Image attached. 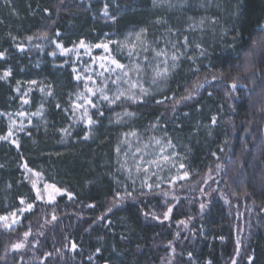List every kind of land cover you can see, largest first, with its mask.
I'll return each mask as SVG.
<instances>
[{
    "label": "trees",
    "instance_id": "obj_1",
    "mask_svg": "<svg viewBox=\"0 0 264 264\" xmlns=\"http://www.w3.org/2000/svg\"><path fill=\"white\" fill-rule=\"evenodd\" d=\"M115 1L121 9L114 24L116 32L143 24L150 10L148 0ZM220 3L229 14L226 23L231 42L223 48L218 46L220 42L215 44L207 54L211 66L201 67L179 83L174 98L163 103L124 101L106 109L107 115L128 111L140 120L176 126L192 151L202 150V156L192 161L196 173L191 182L219 165L217 190L208 209L202 214L199 202L186 198L164 221L166 203L156 191L135 194L113 207L118 193L99 171L102 155L110 153L113 133L100 120L97 140L81 142L79 134L77 142L61 144L59 136L53 137L54 129L64 126L66 120L60 109L50 107L45 128L30 132L18 149L0 144V214L18 209L21 198L34 197L19 169L22 161L56 176L74 197L60 196L52 205L34 202L18 226L7 230L0 225V264H232L233 260L248 264V255L254 256L255 264H264V0ZM109 27L101 19L93 21L88 5L79 0H0V52H6L0 71L11 70L9 82L0 81V112L14 104L12 86L16 80L43 77L54 84L58 95L73 86L70 74L53 69L46 56L40 66H34L27 55L17 54L12 49L13 36L47 42L58 32L69 45L83 37L97 41L112 31ZM44 33L46 37H42ZM32 53L39 56L35 48ZM205 77L208 83L195 97L176 103L186 95L185 88ZM233 79L237 81L235 90L229 87ZM208 100L220 106L216 115L219 129L210 141L188 128L195 110ZM6 130L0 118V136ZM214 143L219 148L212 155L207 147ZM102 214H106L104 219L97 220ZM183 220L189 222L187 232L179 225ZM43 222L49 224L34 248L23 253L11 251L25 232H39ZM242 222L237 252L236 236ZM117 223L126 225L129 234L113 232ZM72 242L78 245L75 251L69 250ZM97 247L101 253L89 261Z\"/></svg>",
    "mask_w": 264,
    "mask_h": 264
},
{
    "label": "rangeland",
    "instance_id": "obj_2",
    "mask_svg": "<svg viewBox=\"0 0 264 264\" xmlns=\"http://www.w3.org/2000/svg\"><path fill=\"white\" fill-rule=\"evenodd\" d=\"M79 1L85 2L88 5V15L91 16L93 21L101 19L103 23L110 25L109 28L112 31L105 33V35L98 38L97 41L93 38L83 37L72 41L69 45L64 44L62 39L63 36L60 37V33L57 35L58 32H56L53 39L47 42H36L33 39L29 41L27 38L12 40V49L15 50L17 54L27 55L28 60L34 66H40L41 63L46 60V56L53 69L62 72L67 71L70 74L73 86L69 90H66L63 94L59 93L58 95L55 92L54 84H52L50 80L43 77L30 80L36 81L35 84L29 83L30 81L16 80L12 86L13 99L15 100L14 104H12L11 109L0 112V118H2L6 123L7 128L6 132L1 136L7 135L9 128L11 127L12 132L14 133L11 139L18 140L20 146L22 139L24 137H29L30 132L39 131L45 128L47 125V110L50 107L57 110V104L61 105L59 109L66 120L64 126L59 127L58 125V127L56 126L54 129L53 137L55 139L56 135L59 136V142H61V144L63 143L67 145L70 141L73 143L77 142V136H79V134H82L80 137L81 142H91L93 140H97L99 121L102 120V122L106 124L105 129H109L108 132H112L113 135L110 153L108 155V152H106L102 155L99 171L112 183L119 196L123 198L121 200L128 198V196H126V192L132 193L133 196L135 194L156 191L162 195L164 203H166L165 211H167L169 207L173 210L180 200L191 197L199 202V210L200 213L203 214L208 209L211 199L216 194L219 168L216 167L213 171H209L204 176L199 177L196 181L191 182V176L196 173L192 161L194 158H200L202 150L198 151V153L192 151L190 147L184 143L183 137L176 126L169 127L166 123L160 120H140L135 114L131 117L124 116L119 123H116V115L124 112H114L112 115H107L106 109L111 106H107L106 104L100 105V110L103 111V116H99L96 109H90V115H92L93 119L98 120V123L93 126L91 137L87 140L83 139L85 132L88 131V128L83 121H77L75 117L72 116L70 104L71 101L75 100L76 93L84 90L85 81H77L74 79V76L76 73H79L82 76L90 74L99 82L101 78L96 76V72H100L102 69L99 67L100 62L97 60L96 63H93V59L105 56L107 53H105L102 48L92 47L90 54H86L85 49L83 48L69 51L66 54H61V51L56 47V44L59 43L67 49H74L75 45L79 44L82 39L88 45L107 42L109 40L123 42L126 38L131 39L128 37L129 33H135L139 31L140 28L146 27L148 29V40L153 42V47H156L157 49H165L168 52L169 57L174 51L177 55H180V60L177 62L178 67L172 72L167 80H161L157 85L152 84V72L148 67H146L145 71L141 74V83L143 84V87L148 89L150 92V95L144 98L145 101L151 100L156 103L157 100L165 101L166 97L168 98L166 100L174 98L177 85L179 83L183 84L189 80L191 75L194 73L192 69H201L203 66H211L207 54L209 55V53L212 52L211 50L216 46L215 44L220 42L221 44H218V46L223 48V45L226 42H231L230 27H228L229 25L226 23V20L228 19L227 15L229 14L225 11L223 5L220 3V0H172V3L175 5L173 8H154L152 6V0H148L147 2L150 5V10L147 18L142 22L143 24L139 26H132L124 32L119 33L116 32L117 28L114 24L118 20V15L120 14L119 11H121V9L119 5L116 4L115 0ZM234 2H237V0H234ZM105 4H108L109 6V17H105L103 15V8ZM201 5H203V7H201ZM234 8L235 7L233 6L232 15L235 13ZM112 16L116 17L115 21L110 19ZM157 17L166 20L168 23L166 25L154 24L153 22L157 19ZM189 17L192 19H189ZM202 18H205V23L200 25L199 21ZM212 18H216L217 23H211ZM168 27L173 28L176 34L172 35L168 33L166 31V28ZM262 27H264V23ZM225 31H227V35L223 34ZM184 36H187L189 40V45L186 49L182 43ZM158 37L160 40L157 43L156 41ZM174 41L180 42L178 44V50L173 49L171 46V42ZM197 43H199L204 50V55H201L200 50L195 47ZM18 45H23V51L17 47ZM109 47L112 50L113 55H115L121 63H130L126 54H121L118 45L110 44ZM34 48L39 51V56L32 53ZM4 53L5 56L0 58V60H3L6 57V52ZM181 53L183 54L181 55ZM144 55H148L149 60L152 61L153 64L156 63V61L153 60V53L151 51L148 53H143L141 51L138 59L143 61ZM188 57H192V59L190 60ZM160 59L163 60V57ZM171 63L172 61L169 59V66H171ZM73 68L76 69V73L73 72ZM85 68H89L92 71L85 73ZM5 70L0 71V75H2ZM107 75L108 74L105 73V76ZM131 78L133 80L136 79L135 73L132 74ZM9 79L10 76L5 80L0 81L9 82ZM112 79H115V76H112ZM18 81L19 84L17 83ZM48 85H52V96L47 95ZM89 86L91 87L92 85L89 84ZM108 87L112 91H115V87L110 83ZM122 87H127V85H122ZM17 89H19V91H17ZM41 89H45V91L42 92ZM25 93H27V95H25ZM25 99L29 101L27 104L23 102ZM41 104H43L42 115H31L32 113L37 112ZM215 105L216 104L213 100H208L195 110L194 118H192L188 127L191 129L192 134H202L208 141L215 139V132L218 131L219 127L217 121L214 125L211 121L212 117L216 116L220 110V106ZM65 109H68V111L65 112ZM19 112H24L26 115L24 117H20L17 115ZM77 115H79V113H77ZM29 119L31 120V123H29ZM13 121H15V123H12ZM153 125H156V127H153ZM64 128H67L71 135L63 136L60 129ZM133 132H135L136 135H124L126 133ZM153 137L161 139L164 142V147L166 149L164 154L170 157V161L168 163L161 162L159 167L147 165V161L155 159L160 153V147L156 146L154 143H152L149 148L145 149L143 154L136 153V149L138 147L143 148L144 144H149ZM169 139L174 145L173 148H167V141ZM0 144L18 149L16 145L10 142V140H0ZM129 145H131V147H129ZM216 146L217 145L214 143L212 147H207L208 149L206 147L205 148L208 153L210 152L213 155V153H216L215 151L217 148H219ZM117 147L120 149L119 153L116 151ZM133 153H136L135 157H133ZM173 153H176V155H173ZM141 155H143L144 166H148L150 168L148 173L143 171V167L139 173L136 171V164L140 160ZM125 161V169H121L120 164L125 163ZM24 164H27L26 161H22L19 169L22 171L23 179L29 183L32 189V194L34 196L32 199L33 201L29 198H21L25 200V204H21L20 199V207L18 209L8 211L6 214H0V216L8 217L6 222L0 221V225L7 230L18 226L23 216L32 210H25L23 212L19 211L20 209H26L28 203L33 205L34 202L52 205L60 196H66L68 199H71L68 195V193L71 192L67 187L59 184L56 176L49 174L46 175L44 171L47 170L43 171L38 168H30L28 165V168L33 171L27 172L23 167ZM181 164L184 165L183 168L180 167ZM128 170L131 172V178H129ZM185 172L189 175L187 178L181 179L180 177H182ZM33 173H40V175L35 176ZM153 173H155V175H153ZM144 180H147V182L152 185L151 189L142 184V181ZM32 181H36L35 189L32 187ZM117 181L119 182L117 183ZM133 181H135V183H133ZM45 185H55L62 191L60 194L55 195V199L49 200L48 192L50 189L45 190ZM156 185H159V187ZM37 190L42 193V198L39 200L37 199ZM73 197L74 195L72 194V198ZM201 205L204 207L201 208ZM12 213H15L16 215L13 216L11 215ZM171 213L172 211L169 213L167 220H169ZM239 218L241 217L239 216ZM13 220H15V223H13ZM163 220L166 221L165 219ZM5 224L10 226L6 227ZM48 224L49 222H43L42 228L39 232L29 233L27 237L23 236L22 240L18 243H23L24 246L20 249H13L12 247L11 251L23 253L28 248H34L37 245L38 238L43 235V231ZM119 225L121 227H119ZM179 225L182 226L184 231H188V221L183 220V223L180 222ZM242 226L243 222L239 231L237 230V248L238 246L240 247V241L243 233ZM112 229L113 232L120 236L125 234L127 235L130 232L128 231V227H126L123 223L115 224Z\"/></svg>",
    "mask_w": 264,
    "mask_h": 264
},
{
    "label": "snow or ice",
    "instance_id": "obj_3",
    "mask_svg": "<svg viewBox=\"0 0 264 264\" xmlns=\"http://www.w3.org/2000/svg\"><path fill=\"white\" fill-rule=\"evenodd\" d=\"M5 2L9 3L10 0H5ZM152 6L154 8L156 7H161V8L162 7H168V8L175 7V5L172 3V0H152ZM108 7H109L108 4H105L103 8V15L105 17H109ZM201 7H203V5H201ZM45 11H47V9H45ZM110 19L115 21L116 17L112 16L110 17ZM189 19H192V18L189 17ZM153 23L157 25H166L168 22L160 17H157V19ZM204 23H205V18H202L199 21V24L203 25ZM211 23L213 24L217 23L216 18H212ZM166 31L172 35L176 34L174 29L171 27L166 28ZM223 34L227 35V31H225ZM46 35L47 34L44 33L42 34V37H46ZM57 35H59V33H57ZM128 37H130L131 39L126 38V40L123 42L109 40L107 42H101V43H97L94 45H88L82 39L80 40L79 44L75 45L74 49H67V48H64L59 43L56 44V47L60 49L61 54H66L69 51H73V50L80 49V48L85 49L86 54H90L92 47L102 48L104 52L107 53V55L105 56L96 57L93 59V63H96L97 60L100 62L99 67L100 69H102V71L96 72V76L101 78L99 82L96 79H94L93 76L90 74L82 76L79 73H76V69L73 68V72L76 73V75L74 76V79H76L77 81H81V80L85 81L84 90L76 93L75 100L71 101V104H70L72 116L75 117L77 121H83L88 128V131L85 132L84 137H83V139L85 140L91 137L92 128L94 125L98 123V120L93 119L92 115H90V109H96L99 116H103V111L100 110L101 104L112 106V105H116L118 102H124V101H131L132 103L145 102L144 98L150 95L149 90L144 88L143 84L141 83V74L145 71V68L148 67L151 70L152 72L151 82L153 85H157L159 81L167 80L172 74V72L178 67L177 62L180 60V55H177L176 52L174 51L169 57L168 52L165 49L163 48L157 49L156 47H153L152 46L153 42H150L148 40V29L146 27L140 28V30L135 33H129ZM12 39L15 40L16 37L13 36ZM27 39L31 41L33 37L28 36ZM233 39L235 40L236 37H233ZM159 40L160 38L158 37L156 42L158 43ZM179 43H180L179 41L171 42L172 48L178 50ZM182 43L186 49L189 45V40L187 36H184ZM110 44L118 45L121 51V54H126V56L129 58L130 63L129 64L121 63V61L118 58H116L115 55H113L112 50L109 47ZM17 47L21 51H23V45H18ZM195 47L200 50L201 55H204V50L202 49L199 43H197ZM141 51L143 53H148L149 51H151L153 53V60H155L156 63L153 64L152 61L149 60L148 55H144L143 61H140L138 57ZM182 54L183 53H181V55ZM4 56H5V53L0 52V58H3ZM161 57H163V60L160 59ZM169 59L172 61L171 66H169ZM188 59L191 60L192 57H188ZM84 71L85 73H89L92 70L89 68H85ZM192 71L198 72L199 69L198 68L192 69ZM245 71H248V69H245ZM105 73H107L108 75L105 76ZM133 73H135L136 75L135 80L131 78ZM10 75H11V70L10 69L5 70L3 74L0 75V80H5ZM112 76H115V79H112ZM213 79L215 80L216 77H213ZM207 82L208 81L206 77L203 82H200L199 80L193 82L190 88H185L186 95L181 96L180 100H177L176 103L179 104L181 101H187L195 97L199 93V90L203 88L205 83ZM17 83L19 84V81ZM29 83L35 84L36 81H30ZM109 83L115 87V91H112L108 87ZM89 84H91L92 86L90 87ZM122 85H127V87H122ZM229 87L233 90L237 88L236 79H233ZM17 91H19V89H17ZM41 91L43 92L45 91V89H41ZM25 95H27V93H25ZM47 95L48 96L53 95L52 85L47 86ZM209 95H211V93H209ZM166 99L168 98L166 97L165 100ZM23 102L27 104L29 101L25 99L23 100ZM163 102L164 101H161V100L156 101L157 104H160ZM56 107L59 109L61 105L57 104ZM173 110H175V105H173ZM67 111L68 109H65V112ZM42 112H43V104H41L37 112L32 113L31 115L41 116ZM77 113H79V115H77ZM17 115H19L20 117H24L26 114L24 112H19L17 113ZM133 115L134 113H131L128 111H125L122 114H117L115 122L119 123L124 116L131 117ZM216 121H217L216 116H213L212 121H211L212 124L214 125ZM12 123H15V121H13ZM29 123H31L30 119H29ZM153 127H156V125H153ZM21 130H22V127H21ZM60 132L63 134V136L71 135V133L69 132L67 128L60 129ZM13 135L14 133L12 132V129L10 127L8 134L4 136H0V140H6V141L10 140L12 144L16 145L17 148H19L18 140L11 139ZM124 135L134 136L136 134L135 132H133V133H126ZM122 142H126V141H122ZM152 143L160 147V153L156 156L155 159L147 161V165L159 167L161 162L168 163L170 161V157L164 154L166 151L164 147V142L161 139H157L155 137L152 138L149 144H144L143 148L138 147L136 149V153L143 154L144 150L149 148ZM129 147H131V145H129ZM173 147L174 145L172 144V141L169 139L167 141V148H173ZM116 151L119 153L120 151L119 147H117ZM136 153L132 154L133 157H135ZM173 155H176V153H173ZM213 155H215V153H213ZM125 164H126V161L125 163H121L120 168L125 169ZM23 167L26 169L27 172L33 171L32 169L28 168L27 164H24ZM142 167L145 173H148L150 171V168L148 166H144L143 155H141L140 160L136 164L137 173L140 172ZM180 167L183 168L184 165L181 164ZM217 167L219 168V165H217ZM128 171H129V178H131V172L130 170ZM33 175L39 176L40 173H33ZM153 175H155V173H153ZM188 175L189 174L185 172L184 175L180 178L181 179L187 178ZM118 182L119 181H117V183ZM133 183H135V181H133ZM142 184L148 187L149 189L152 188V185L149 184L147 180L142 181ZM156 186L159 187V185H156ZM32 187L34 189L36 188V181H32ZM49 189H50V191L48 192L49 200L55 199V195L60 194L62 191L60 188H57L55 185H45V190H49ZM68 195L70 198H72L71 193H68ZM126 196L131 197L132 193L126 192ZM41 198H42V193H40V191L37 190V199L39 200ZM121 199L123 198L120 197L119 194H117V197L113 200L112 206L114 207L117 203L120 202ZM20 202L21 204H25L24 199H21ZM93 206L94 205H89V207H93ZM203 207L204 206L201 205V208ZM32 208H33V204L28 203L26 209H20L19 211L23 212L25 210H31ZM111 210H112V207H109L107 209L108 212H111ZM171 211H172V208L169 207L168 210L163 213V218L165 220L168 219L169 213ZM11 215L15 216L16 214L12 213ZM104 215L106 214H102V216L97 217V220L104 219ZM153 218L156 219L157 217L153 215ZM53 219H56V217L53 216ZM7 220H8L7 216H0V221L6 222ZM13 223H15V220H13ZM93 223H96V221H94ZM181 223H183V221H181ZM5 226L7 227L10 225L5 224ZM28 235H29L28 232L24 233L25 237H27ZM121 238L124 239V237H121ZM169 243L171 244V242ZM23 246H24L23 243H17V244L12 245L13 249H20ZM65 247H68V245H65ZM77 247L78 245L75 242H72L69 250L75 251ZM113 250L115 251V248ZM237 251L239 252V246L237 248ZM99 253H101V248L97 247L95 249V253L90 255L88 257V260L92 261L93 256ZM189 257H191V253H189ZM247 259H248V264H255L253 255H248ZM106 264H109V262L106 261ZM208 264H210V262H208ZM232 264H237V262L233 260Z\"/></svg>",
    "mask_w": 264,
    "mask_h": 264
}]
</instances>
